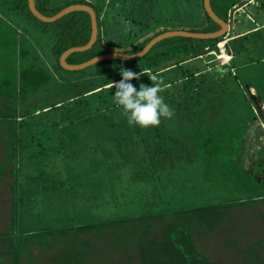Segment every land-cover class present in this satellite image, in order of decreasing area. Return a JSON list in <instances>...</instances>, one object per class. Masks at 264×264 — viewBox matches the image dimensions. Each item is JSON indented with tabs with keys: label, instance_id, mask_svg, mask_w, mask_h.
<instances>
[{
	"label": "trees",
	"instance_id": "1",
	"mask_svg": "<svg viewBox=\"0 0 264 264\" xmlns=\"http://www.w3.org/2000/svg\"><path fill=\"white\" fill-rule=\"evenodd\" d=\"M55 1L60 4L50 6V0H35V4L46 16H53L71 4H90L102 26V5L98 0ZM130 1L139 5L145 0ZM146 1L153 4L158 16L164 0ZM190 1L177 0L187 8ZM246 1L210 0V3L215 13L230 23L233 12ZM191 2L196 4L194 19L197 21L184 27L189 26L195 32L220 29L206 14L203 0ZM171 13L164 14V18L170 20ZM160 28L162 30H158ZM260 29L254 30L252 35L263 37L262 32H257ZM153 30L155 32L143 40L136 36L131 49L119 50L137 53L167 29L165 24H159ZM91 32V17L86 11H73L55 22H44L32 14L28 0H0V182L7 184V207L14 208L12 216L5 219L11 221L10 229L0 230V264H264V186L239 165L241 139L252 114L231 128L192 127L191 134L182 137L168 126L129 125L122 109L114 103L112 82L122 77L96 86L103 76L121 75L123 67L137 73H157L174 65L180 67L193 57L216 51L227 34L212 39L166 38L142 58L103 60L95 63L99 68L94 71L87 70L90 66L80 70L62 67L61 54L71 47L87 44ZM147 34L146 30L142 37ZM247 36L230 35V42L224 45L227 53H234L236 46L231 45L236 41L249 42ZM104 46L112 45L110 40L99 36L90 49L72 53L66 61L83 63L109 52ZM41 53L52 66L41 58ZM255 62L260 65L254 68L250 78L246 70L251 64L247 63L234 65L235 72L232 66L225 65V74L238 83L248 81L246 84H250L264 102V55ZM242 69L244 77L241 79ZM197 77L190 72L180 78L185 81L183 87H197L195 93L183 94L179 85L175 86L174 94L167 92L165 102L172 109L173 117L178 119L179 111L187 102L199 103L204 85ZM131 82L139 89L134 79ZM36 98L45 103L36 102ZM83 112L91 114L94 122L82 121L79 116ZM97 128L103 129L112 140L110 145L116 146L107 153L114 160L112 166L108 159L98 162L93 157L94 150L73 147L81 143L74 139L91 135ZM49 144L55 147H47ZM135 149H138L135 162L131 163L126 155ZM178 154H182L180 159L176 157ZM187 155L189 158H181ZM53 162H61L62 171H52ZM113 170L127 175L126 183L121 184V197L128 193L123 197L128 198L127 204L141 201L146 210L140 207L137 213L123 211L129 214L118 213L103 222H72L71 227L46 228L49 231L45 236L40 234L46 230H30L23 231L19 239L13 237L18 205L10 193L17 191L23 209L33 211L37 209L36 201L59 190L55 185L65 178L67 199H61L68 204L86 183L95 186L102 178L109 184ZM37 173L44 175L41 184L37 182ZM8 175L10 178L6 179ZM183 184L188 188H182ZM134 186L138 188L136 192L132 191ZM154 200L159 203L150 206ZM170 200L179 204V209L171 215L173 208L165 210L163 206ZM118 205L123 207V202L120 200ZM176 211L178 213L174 214ZM174 216L178 217L179 224L184 220L182 226L171 221ZM40 237L52 248L43 247L42 240L36 243ZM34 249L44 255L33 254Z\"/></svg>",
	"mask_w": 264,
	"mask_h": 264
},
{
	"label": "rangeland",
	"instance_id": "2",
	"mask_svg": "<svg viewBox=\"0 0 264 264\" xmlns=\"http://www.w3.org/2000/svg\"><path fill=\"white\" fill-rule=\"evenodd\" d=\"M191 1L190 8H187L183 6L182 3H178L177 0H164L160 8V13L156 16L157 14L153 11V4H148L146 0L139 5L131 3L130 0H98L99 4L102 5V26L100 24L101 37H104L106 40H110V44L112 45L110 47L104 46V48H114L116 50L131 49L136 41V38H141V40H143L150 37L155 32L154 30L151 31L152 28L159 24H165L166 29L181 28L187 26L188 24H195L194 22L197 21V19H194V16L197 15V9L195 8L196 4ZM50 3V6L60 4L55 0H50ZM251 11L253 12V10ZM168 13H171L170 20H166L164 18V14ZM246 13L247 11L242 14L245 16ZM261 13L262 12H260V14ZM237 16L238 15L233 16L232 14L230 22L232 27L234 23H237ZM250 17L251 18L249 20H254L251 22L250 29L256 30L261 28L257 32H262L264 34V15L263 17L261 15L262 20H260L258 14L257 18H254L253 15ZM168 23L169 25L166 26ZM233 28L230 34L226 35L227 37L224 41L217 45L216 51H212L198 57H193L192 59L182 63V67L174 65L160 70L157 73L144 71L145 73L140 77V80L137 81L134 79V82L139 85L142 83L151 85L152 81L150 80L149 75H157L159 82L161 83V87L163 88L161 95L166 100L168 97L167 92H170L171 95L174 94L175 86L178 87L179 85L180 87L185 82L180 78L190 74V72L198 75V82L204 85L201 89L202 91L199 103L193 104L191 101L187 102L179 111L178 119L172 115L171 118H162L160 123L163 127L168 126L174 134L176 133L182 137L191 134L192 127L215 129L221 126L231 128V126H235L239 120L245 118L248 114H252L250 122L247 124L246 130L244 131L241 139L239 165L246 172V174H249L251 178H255L257 183L264 186V102L260 100L257 91L250 84H246L248 81L238 83L235 79L228 78L225 74L227 70L224 68L225 65L232 66L231 70L232 72H235L234 65L238 64V66H242L246 63L251 64L249 69L246 70V76L250 78L252 72L255 70L254 68L260 65V63L255 62L256 58L264 55V36H254L252 35L253 31L251 30V33L247 36V39L250 41H236L231 45L232 48L233 46H236V48H233L234 53L229 54V52L227 53L225 50L224 46L227 42L226 40L230 42V35L238 37L244 32ZM146 30L148 34L142 37ZM158 30H162V28ZM235 50H237L238 53H235ZM41 58L46 60L50 66H52V63L47 59L44 53H41ZM97 66L99 68V65L94 64L88 67L87 70L94 71L97 69ZM243 71L244 69H242L240 72L241 74L239 75L241 79L244 77ZM200 73H202V75H199ZM120 77H122V75H118L116 77L103 76L98 79L96 86L102 85L108 80H115ZM203 79L205 80L203 81ZM174 82L179 83L169 86L170 83L174 84ZM210 85L212 87L210 90L209 88H204L205 86ZM184 88L186 87L182 86L179 89L184 90L183 94L188 92L190 95L191 93L196 92L197 87ZM42 95V93L39 94V97L42 98ZM41 98H36L37 100L35 101L39 103ZM41 103H45V100H42ZM79 118L85 122H94L92 115L88 112H83ZM55 119L57 121L58 115L55 116ZM190 124L194 126H190ZM140 130L145 133L143 128ZM134 135L135 137H140L139 134ZM74 141H77L78 143L81 142L78 146L73 144L75 149L85 147L94 150L93 157L97 159L98 162H104L105 159H108L111 166L115 164L113 158L111 156H107V153L110 151H108L109 148L115 150L116 146L110 145L112 140L107 137L103 129H94L91 135L74 139ZM47 147L53 148L55 145L49 144ZM137 151L138 149H135V151L132 150L131 154L128 153L126 155L127 160L134 163ZM181 151L184 150H180L179 152ZM179 156H182V154H178V156H176L177 159H180ZM181 158L186 159L189 157L187 155V157ZM60 164L61 162H53L51 164V170L55 172L62 171ZM20 165L21 164H19L18 167H20ZM98 165H100V163ZM23 166L24 164H22L23 171H26V168H23ZM37 175L39 176L37 182L41 184V179L44 175L42 173H37ZM7 178H10V176L8 175L6 179ZM109 178V184L105 183L104 180L102 181V178H100L101 180H99L98 184L95 186H91L92 184L86 183V185H84L85 187L82 186L83 190L80 192L78 191L76 196H74V199L68 204L62 202L63 199H61L62 197L67 199V188L64 186L66 182L64 178V180L55 185L59 190H54L53 194L47 193L45 196L41 195L44 199L42 198L39 199V201H36L35 207L37 209L33 211L29 209L25 211V209H23L20 194L17 191L10 193L18 205L16 207L17 211L15 212V217L17 215V226L15 227L13 237L19 239L21 238L23 231L27 232L30 230H42L41 232L46 230L45 233L40 234L45 236L47 235L46 232L49 231L46 228L58 229L59 227H71L72 222H103L105 219L111 218V216L115 218L118 213L119 215L129 214L124 213L123 211L127 212L134 210L137 213V209L140 207H142L143 210H146V205H144L141 201L127 204L128 198L123 199V197H126L128 193L121 197V184H125L127 178L125 172L113 170L110 172ZM6 185L7 184L5 182H0V230L2 231L10 229L8 226H10L11 221L7 222L5 219L11 217L12 210H14L12 206L9 208L7 207L9 202L8 199L5 200L7 195ZM181 187L186 189L188 188L186 184H183ZM133 188V192H136L138 189L136 186ZM148 191L150 192V190ZM70 200L71 198L69 201ZM120 200L123 202V207H119L118 205ZM83 202L85 203L83 204ZM158 203V201L154 200L150 206ZM178 205L179 204L176 201L170 200L168 202H164L163 206L165 210L173 208V210L170 211L171 215L174 210L179 209ZM24 212L26 214H24ZM176 213L178 212L176 211L174 214ZM173 218L174 219H171V221L178 223V227L183 225L184 220H182V223L179 224V222L176 221V219L178 220V217L174 216ZM36 240H38L36 243H39L42 240L41 243H44L43 247H48V249L52 248L50 245L45 243L46 240H44V238L42 239V237H40ZM1 249L2 248H0V252ZM32 253L36 254L37 249H34ZM36 255L38 256L44 254L37 253Z\"/></svg>",
	"mask_w": 264,
	"mask_h": 264
},
{
	"label": "water",
	"instance_id": "3",
	"mask_svg": "<svg viewBox=\"0 0 264 264\" xmlns=\"http://www.w3.org/2000/svg\"><path fill=\"white\" fill-rule=\"evenodd\" d=\"M28 5L30 8V11L34 16H36L39 20L44 21V22H55L59 18L73 12V11H78V10H83L86 11L90 14L91 17V27H92V32H91V37L90 40L87 42V44L83 46H75L71 47L67 50H65L60 58V64L62 67L68 70H80L84 69L88 66H91L97 62L103 61V60H108V59H120V60H136L139 58H142L157 42L170 38V37H175V36H183V37H190V38H196V39H212V38H217L220 36H223L225 34H228L230 31V23L222 20L213 10L210 0H203V7L206 12V14L215 22H217L220 25V29L214 32H195L190 30L189 28H173V29H167L166 31L158 34L155 36L146 46L138 51L137 53L134 54H129L122 52L120 50H116L114 48H106L109 50V52L97 55L83 63L79 64H70L66 61L67 57L75 52H82L90 49L97 41L99 35V21L97 19V13L95 8L90 5V4H81V3H76V4H71L62 10H60L57 14L53 16H46L43 13H41L35 4V0H28Z\"/></svg>",
	"mask_w": 264,
	"mask_h": 264
},
{
	"label": "clouds",
	"instance_id": "4",
	"mask_svg": "<svg viewBox=\"0 0 264 264\" xmlns=\"http://www.w3.org/2000/svg\"><path fill=\"white\" fill-rule=\"evenodd\" d=\"M122 79L112 82L115 88L114 103L122 109V115L132 126L148 128L159 126L162 118H171L173 111L161 95L163 88L157 75H149L151 85L140 84L139 89L131 82L137 81L145 73L124 68L120 70Z\"/></svg>",
	"mask_w": 264,
	"mask_h": 264
},
{
	"label": "crops",
	"instance_id": "5",
	"mask_svg": "<svg viewBox=\"0 0 264 264\" xmlns=\"http://www.w3.org/2000/svg\"><path fill=\"white\" fill-rule=\"evenodd\" d=\"M253 10V12L251 11ZM246 15L244 16L242 13L246 12ZM260 12H262L260 14ZM264 0H247L246 3L241 6L240 8H237L234 12H233V16L238 15V20L237 23L232 24L230 23V30L233 29H239V31H244L243 33H241L239 36H243V35H249V33H251V30L254 31L255 29H250L251 27V22L254 21L249 20L251 17V15H253L254 18H257V14L259 15L260 20H262L261 15L263 17L264 15ZM240 13V14H239ZM249 13V14H248ZM251 14V15H250ZM183 28H189L190 30H192L191 27H181ZM228 41V40H226ZM111 77H116V73L114 74V76Z\"/></svg>",
	"mask_w": 264,
	"mask_h": 264
},
{
	"label": "bare ground",
	"instance_id": "6",
	"mask_svg": "<svg viewBox=\"0 0 264 264\" xmlns=\"http://www.w3.org/2000/svg\"><path fill=\"white\" fill-rule=\"evenodd\" d=\"M226 57V56H225Z\"/></svg>",
	"mask_w": 264,
	"mask_h": 264
}]
</instances>
